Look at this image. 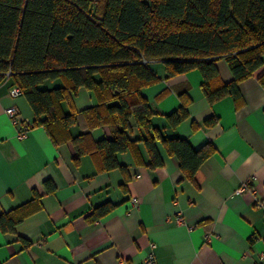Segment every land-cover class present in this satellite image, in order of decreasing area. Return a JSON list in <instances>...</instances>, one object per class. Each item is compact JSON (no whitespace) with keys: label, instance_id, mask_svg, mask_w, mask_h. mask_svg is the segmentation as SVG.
I'll return each mask as SVG.
<instances>
[{"label":"crops","instance_id":"crops-1","mask_svg":"<svg viewBox=\"0 0 264 264\" xmlns=\"http://www.w3.org/2000/svg\"><path fill=\"white\" fill-rule=\"evenodd\" d=\"M161 79L142 89L155 114L153 125L165 136L184 138L194 148L214 146L188 181L176 157L159 145L163 164L139 165L129 151L118 154L119 168L98 171L89 154L76 158L68 140L56 145L43 126L31 127L19 138L22 123L35 115L24 94L12 96L6 80L0 84V213L40 196L41 208L25 217L15 232L0 230V264H142L151 244L157 264H264V65L239 82L240 97L223 96L209 102L197 69L167 76L162 61H150ZM221 81L232 80L224 58L216 61ZM187 100L188 116L171 126L165 115ZM73 108L97 104L93 91L80 88ZM14 107V123L6 109ZM68 112L67 102L62 103ZM216 117L212 126L205 120ZM198 124L197 128L193 124ZM83 122L70 127L72 136ZM95 139L112 136L110 127L91 131ZM134 137L141 132L133 127ZM140 150L145 161L144 146ZM55 185L47 191L45 180ZM249 189L236 193L242 183ZM138 202L133 205L132 198ZM110 201L115 208L95 221L94 207ZM182 220L178 221L177 217Z\"/></svg>","mask_w":264,"mask_h":264},{"label":"trees","instance_id":"trees-1","mask_svg":"<svg viewBox=\"0 0 264 264\" xmlns=\"http://www.w3.org/2000/svg\"><path fill=\"white\" fill-rule=\"evenodd\" d=\"M219 58L232 72L228 82L220 79ZM150 61H162L167 76L199 70L211 103L226 95L238 99L239 82L264 65V0H0V84L9 80L20 88L35 115L31 127L43 126L56 145L71 140L76 158L89 154L98 171L119 168L123 189L128 176L119 153L129 151L136 164L156 168L163 164L161 145L195 183L215 150L210 143L194 148L187 139L167 137L152 124L155 112L142 89L161 77ZM259 79L264 85V73ZM80 88L94 92L95 106L73 108L72 95ZM181 100L165 115L171 126L188 116L187 100ZM216 121L211 117L204 124ZM81 122L84 130L72 136L70 127ZM106 126L112 136H92L93 129ZM133 127L140 137L132 135ZM45 186L55 190L49 179ZM116 205L103 202L87 219H100ZM41 206L34 192L31 200L0 213V230L15 232Z\"/></svg>","mask_w":264,"mask_h":264},{"label":"built area","instance_id":"built-area-1","mask_svg":"<svg viewBox=\"0 0 264 264\" xmlns=\"http://www.w3.org/2000/svg\"><path fill=\"white\" fill-rule=\"evenodd\" d=\"M9 92H10V94L12 96H17V95H21L22 94V91L17 86L10 87ZM6 112L11 117V119H12V121L14 123H16L18 121L17 120V111H16V109L14 107H8L6 109ZM30 128H31V123H22V127L19 130L18 137L19 138H24ZM245 189H249V181H245L244 183H242V185L238 189H236V193H240V192H242ZM137 202H138L137 197H133L132 198L133 205H136ZM256 203H257V205H259L261 207H264V199L257 200ZM177 220L181 221L182 218L178 216ZM155 247H156L155 244H151V249L152 250L150 252H148V254L146 255V257H145V259H144L142 264H157V261H156L155 255H154V251H153V249ZM261 257L264 258V252L261 254Z\"/></svg>","mask_w":264,"mask_h":264},{"label":"rangeland","instance_id":"rangeland-1","mask_svg":"<svg viewBox=\"0 0 264 264\" xmlns=\"http://www.w3.org/2000/svg\"><path fill=\"white\" fill-rule=\"evenodd\" d=\"M47 85H51V84H48V83H47Z\"/></svg>","mask_w":264,"mask_h":264}]
</instances>
